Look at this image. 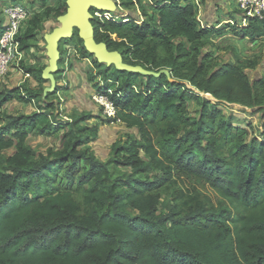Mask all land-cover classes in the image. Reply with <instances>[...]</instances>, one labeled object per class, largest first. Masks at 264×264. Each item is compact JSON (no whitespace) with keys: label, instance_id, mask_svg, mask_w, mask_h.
I'll list each match as a JSON object with an SVG mask.
<instances>
[{"label":"trees","instance_id":"trees-1","mask_svg":"<svg viewBox=\"0 0 264 264\" xmlns=\"http://www.w3.org/2000/svg\"><path fill=\"white\" fill-rule=\"evenodd\" d=\"M41 1L44 15L67 12L66 3ZM151 7L145 19L90 8L95 44L116 53L119 65L98 62L76 27L58 44L56 72L67 62L64 45L89 59L95 72L87 80L114 117L81 111L64 120L35 88L0 89V110L14 99L36 106L0 123V264H264V137H248L222 107L259 114L264 129V77L244 72L255 61L218 64L203 50L222 31L200 24L192 0H151ZM40 22L34 13L19 49ZM226 26L253 43L264 35L256 18ZM42 70L23 67L38 85ZM91 118L122 122L139 137L117 139L101 159L90 146L99 132L85 123ZM31 133L59 144L37 151L26 143ZM184 179L191 187L179 186Z\"/></svg>","mask_w":264,"mask_h":264},{"label":"rangeland","instance_id":"rangeland-1","mask_svg":"<svg viewBox=\"0 0 264 264\" xmlns=\"http://www.w3.org/2000/svg\"><path fill=\"white\" fill-rule=\"evenodd\" d=\"M109 3V11L107 12L110 17V12L117 13L121 12L124 15L127 9H131V6L125 7L120 4L119 0H107ZM62 3L67 4V0H47L45 5L50 7H58ZM11 4H22L24 5L31 13H37L40 15V25L33 29L34 38L29 39L27 43L29 46L24 49H19L18 52L14 55L13 62L8 65L7 72L4 78L0 81V89L4 87H19L20 85L30 86L32 88L37 89V91L41 95V99H52L54 103L58 105V109L61 114L60 117L64 120H68L70 117L74 115H78L82 111L88 112L87 108L84 107L86 100L92 99V94L94 92L89 89L91 87V83L87 80V74L94 73L95 69H93L91 61L89 59H79L76 56V52L73 48H70L67 45H64V49L67 50L66 58L67 62L64 64V71L56 72V65L51 63V56L49 54V39L54 31L62 26L61 18L53 17L52 15L47 16L43 14L44 5L42 6L41 0H0V18L2 14V10L4 7H7ZM204 0L200 2L203 6ZM68 6V4H67ZM69 7V6H68ZM220 9V6L218 7ZM233 10H227L224 14V17L227 18L232 16V14L236 11L235 8ZM199 13V18H202ZM119 14V13H118ZM31 19L25 21L20 28L19 36L23 35L27 29L32 28ZM213 39L208 38V43H206L202 48L203 50L210 52L214 61L218 64H222L227 61H234L236 58H240L242 60L247 59L249 61H255L256 66L252 68H244V72L248 75L250 80L255 81L260 77H264V38H259L258 43H250V42H241L238 43L236 41L231 42L228 40L229 37L223 39H217L212 37ZM100 53V52H99ZM99 53H93L94 58L106 65H116V56L111 52H104L101 55ZM105 54V55H104ZM73 62L81 67L82 72H86L85 75L81 78V81L73 78L74 68ZM83 63H88L90 68L84 69ZM32 66L34 68L43 67L41 76L44 79V82L38 85L35 78L30 74H25L23 72V67ZM73 74H70L72 73ZM11 79V81H10ZM99 80V79H98ZM31 81V82H30ZM90 86V87H89ZM92 88V87H91ZM89 89V90H88ZM80 92V93H79ZM76 93H79L81 98L80 105L81 109H77L78 112H73L67 110L68 107L71 106L73 98H75ZM208 98H211L208 94L205 95ZM66 103V106H65ZM97 105V109L91 111L93 116L101 115L102 109L98 103L94 102ZM224 112L227 115L232 116V122L237 126H242L248 130V137L256 136L264 137V129L262 127V121L259 117V114H252L251 111L244 109L237 105H223ZM196 108L195 104L190 102L189 109L192 111ZM36 110V106L33 101L30 103L20 102L19 100H11L5 103L0 110V123L1 119L5 114H21V113H30ZM56 112V111H55ZM100 119H89L85 123L88 124H98L100 127L106 126L103 130L99 131V137L90 143L92 148L96 146L102 147L104 153H99L98 156L101 159H106L110 152L111 144L117 139L125 138L127 135H133L135 137H139L138 131L136 128H129L122 122H110V123H102ZM101 124V125H100ZM250 126V127H249ZM26 143L30 145L33 149L37 151L45 152L46 148L59 144V141L53 136H41L36 134H29L26 138ZM14 151L13 148L7 149L4 151V155H10ZM179 186L184 188L191 187L190 183L187 180H183V182L179 181ZM202 190L210 195L211 199H215L213 191H210L209 188H202ZM166 199L165 194L162 195V201Z\"/></svg>","mask_w":264,"mask_h":264},{"label":"built area","instance_id":"built-area-1","mask_svg":"<svg viewBox=\"0 0 264 264\" xmlns=\"http://www.w3.org/2000/svg\"><path fill=\"white\" fill-rule=\"evenodd\" d=\"M234 1L240 15V25H247L248 18H256L264 21V0ZM192 3L195 5L197 18L200 21L198 16L200 13V0H192ZM33 14L22 4H11L2 10L1 19L3 21V29L0 33V81L4 78L8 65L14 61L12 59L19 50L17 37L19 36L21 25L25 21L30 20ZM95 15L101 16L97 12H95ZM104 16L108 18L109 14L104 13ZM229 23L233 25L236 22L234 19H230ZM200 24H202L201 21ZM92 99L103 107L102 114L104 117H114L115 109L106 96L94 92Z\"/></svg>","mask_w":264,"mask_h":264},{"label":"crops","instance_id":"crops-1","mask_svg":"<svg viewBox=\"0 0 264 264\" xmlns=\"http://www.w3.org/2000/svg\"><path fill=\"white\" fill-rule=\"evenodd\" d=\"M132 1H133V5H131V9H127L124 12L125 14L129 11L133 15H139L141 19L149 18L153 14L154 10L151 7V0H132ZM138 4L142 5V7L144 8L145 13H146L145 15H140ZM219 6H220V9L218 8ZM232 8H235L236 11L232 14V16L225 18L224 17L225 12L227 10L232 11L233 10ZM201 10H202V13L200 14L202 16V18H200L201 23L207 24V25H214V27H216V28H221L222 33L214 34V35L210 36L211 39H213L212 37H214V39L215 38L223 39V38L229 37L228 40H230L231 42L236 41L237 44L241 43L243 41L244 42L245 41L250 42L253 44V42H251L247 37L243 38V37H238V36L233 35L231 33V31L229 30V27L226 26L227 24H230L229 23L230 19H234L235 22H238V23L240 22V17H239L240 15L236 9V4H235L234 0H204L203 6L201 5V7H200V12H201ZM117 15H122V13L117 11ZM153 18L156 20L157 15H154ZM260 38H264V35L260 36ZM258 41L256 43H258ZM86 64H88V63H86ZM86 64L83 63V65H82L83 68L89 69L90 68L88 66L89 64L88 65H86ZM73 68H74L73 72L75 75V76H73V78L81 81V78L83 77V75L86 74V72H82L81 67L78 66L77 64H75L74 62H73ZM73 72L70 74H73ZM10 81H11V79H10ZM91 87L89 89H91L92 92H95V90ZM79 93H76V95H75L76 97L71 99L72 100L71 106L68 107V105L66 106V103H65L67 110L73 111V112H78L77 109L82 108V106L80 105L81 98L79 96ZM94 102L95 101H92L91 99H89V100H86V103L84 104V107H86L88 112L91 114H93L91 111H94L95 109H97V105ZM93 119H95V118H93ZM105 127H106L105 125H104V127L99 126L98 131H100L101 129L103 130ZM98 137H99V132H98ZM93 150L95 151L97 156L99 153L105 152V151L103 152L104 149L102 147H98L96 145L93 148Z\"/></svg>","mask_w":264,"mask_h":264},{"label":"water","instance_id":"water-1","mask_svg":"<svg viewBox=\"0 0 264 264\" xmlns=\"http://www.w3.org/2000/svg\"><path fill=\"white\" fill-rule=\"evenodd\" d=\"M68 9L65 15L61 18L62 26L54 31L49 39V54L51 56V63L57 66V59L59 56L58 44L71 36L73 28L79 30V36L83 39L86 49L91 53H99L100 55L107 52L103 44H95L93 40V33L90 26L89 19L91 14L90 8L98 10L109 11V3L107 0H67ZM116 56V65H119L117 54L111 52ZM105 55V54H104ZM102 56V55H101Z\"/></svg>","mask_w":264,"mask_h":264}]
</instances>
